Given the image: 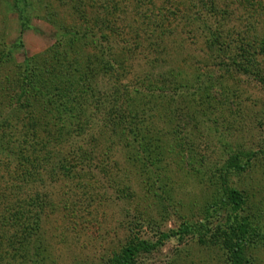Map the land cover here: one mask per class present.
Instances as JSON below:
<instances>
[{"label": "rangeland", "instance_id": "1", "mask_svg": "<svg viewBox=\"0 0 264 264\" xmlns=\"http://www.w3.org/2000/svg\"><path fill=\"white\" fill-rule=\"evenodd\" d=\"M117 1L121 5L116 14L117 33L102 48L105 52L111 47L121 49L115 57L129 63L122 71L129 73L124 84L133 87L137 78L148 74H154L152 82L158 84L161 75H166L168 84L172 82L169 77L173 81L183 78L185 83L198 74L211 73L216 78L210 79L203 93L170 97L181 116L188 114L194 120L177 123L167 111L158 118L161 111L157 109L149 114L145 122L151 131L163 133L161 146L174 144L171 137L180 141L178 154L164 156L159 172L138 173L136 154L126 149L124 133L100 134L102 115L89 106L86 113L94 118L96 131L91 138L71 142L81 153L70 158V174L60 169L62 165L52 168L51 175L45 171L42 181L26 184L24 192L20 188L16 193L22 198L30 187L38 189L46 208L35 233L32 224L24 236L19 230L2 233L0 264H111L130 240L155 244L161 234L177 231L181 225L189 226L190 233L162 241L153 252L140 254L137 264H227L226 250L209 244L212 236L227 232L231 223L228 212L219 206L222 181L211 172H218L236 152L257 155L264 150V82L248 76L239 80L219 77L205 46L212 31L228 35L230 53L248 60L252 67L259 66V75L264 77L260 46L264 12L258 5L245 8L239 0ZM93 3L96 10L92 12H101L96 0L87 1L88 6ZM255 3L264 5V0ZM27 7L28 21L20 34L11 2L0 0V53L12 51L17 66L60 39L58 30L46 20L50 11L71 23L69 7H59L57 0H29ZM19 39L22 46L16 49ZM124 47L130 52L126 54ZM172 129H178L179 137L176 132L170 136ZM52 146L49 150L57 158L52 164L60 162L62 151H70L67 144ZM253 162L241 175L230 173L227 185L243 196L241 217L264 232V160L257 155ZM38 210H32V215ZM246 256L251 264H264L261 246L248 248Z\"/></svg>", "mask_w": 264, "mask_h": 264}, {"label": "trees", "instance_id": "2", "mask_svg": "<svg viewBox=\"0 0 264 264\" xmlns=\"http://www.w3.org/2000/svg\"><path fill=\"white\" fill-rule=\"evenodd\" d=\"M8 1L18 16L22 34L26 28L25 21H28L25 14L29 0ZM87 1L84 4L82 0H57L59 7H69L71 23L56 17L55 11H50L46 20L58 30L60 39L39 56L25 60L23 66L13 63L12 51L3 49V53H0V237L2 233L17 230L24 236V232H30V224L36 227L34 233L38 230L42 208H46L38 197L40 192L30 187V193L22 198H18L16 193L20 188L24 192L26 184L42 181L45 171L51 175L52 168L62 165L60 169L70 174L67 168L70 158L81 153L77 144L75 146L71 142L91 138L96 131L94 118L86 113L89 106L98 109L102 115L98 125L100 134L111 135L117 130L124 133L126 149L129 148L132 155L136 154L138 173L146 174V169L159 172L164 156L178 154L180 141L171 137L174 144L171 142V145L165 143L161 146L163 133L151 131L145 122L149 121V114L157 109L161 111L158 118L167 111L177 123L185 119L194 120L188 114L181 116V111L174 106V99L170 97L174 93L191 97L190 91L203 93L209 89L210 79L216 78L211 73L206 76L198 74L185 83L183 78L177 77L173 81L169 77L172 82L168 84L166 75H161L162 81L158 84L157 81L152 82L155 75L148 74L137 78L139 82L133 87L124 84L129 73L122 71L128 68L129 63L115 57L121 49L116 51L111 47L105 52L102 48L103 43L109 44V38L113 42L112 37L116 36V14L121 5L117 0H96L101 8L98 13V10L92 12L96 10L95 4L88 6ZM239 1V5L245 8L249 6V9L258 5V9L264 12V5L255 3V0ZM216 12L214 10L212 13ZM227 39L228 35L224 37L212 31L205 46L212 58L213 70L217 69L216 74L234 80L248 76L263 83L264 77L259 75L260 67H252L248 60L231 54ZM245 42L250 46L249 40ZM262 42L260 46L264 49V39ZM21 46L19 39L15 48ZM123 50H126V54L130 52L129 47ZM175 132L178 136V129H172L170 136ZM58 144L59 147L67 144L70 151H62L58 157L60 162L52 164L57 158L49 147ZM82 155L86 154L82 152ZM257 155L264 160V150ZM257 155L236 152L228 158L223 168L211 172L212 175L218 174L222 181L223 196L219 206L228 212L227 220L231 223L227 232L212 236L209 244L219 245L226 250L227 264H251L246 256L247 249L254 246L264 248L263 230L253 226L247 217H241L245 204L242 194L227 185L229 174L244 173L257 160ZM34 209L39 210L32 215ZM190 229L187 225H181L177 231L161 234L155 244L130 240L111 264H137L140 254L153 252L161 246L162 241L182 238L190 233Z\"/></svg>", "mask_w": 264, "mask_h": 264}]
</instances>
